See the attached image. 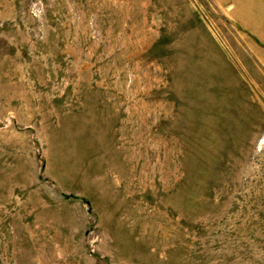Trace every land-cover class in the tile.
Instances as JSON below:
<instances>
[{"label": "rangeland", "instance_id": "obj_1", "mask_svg": "<svg viewBox=\"0 0 264 264\" xmlns=\"http://www.w3.org/2000/svg\"><path fill=\"white\" fill-rule=\"evenodd\" d=\"M0 264H264V0H0Z\"/></svg>", "mask_w": 264, "mask_h": 264}]
</instances>
